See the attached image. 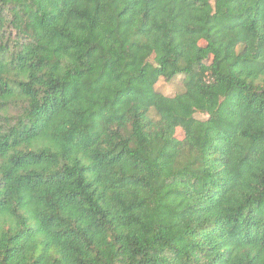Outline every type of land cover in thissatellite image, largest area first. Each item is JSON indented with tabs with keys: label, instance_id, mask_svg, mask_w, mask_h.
Returning <instances> with one entry per match:
<instances>
[{
	"label": "trees",
	"instance_id": "trees-1",
	"mask_svg": "<svg viewBox=\"0 0 264 264\" xmlns=\"http://www.w3.org/2000/svg\"><path fill=\"white\" fill-rule=\"evenodd\" d=\"M0 264H264V0H0Z\"/></svg>",
	"mask_w": 264,
	"mask_h": 264
},
{
	"label": "rangeland",
	"instance_id": "rangeland-1",
	"mask_svg": "<svg viewBox=\"0 0 264 264\" xmlns=\"http://www.w3.org/2000/svg\"><path fill=\"white\" fill-rule=\"evenodd\" d=\"M156 90L164 96H174L184 90V86L182 84V78L176 77L170 82H166L164 80H160L156 85ZM201 118V116H198ZM180 135V130L177 131Z\"/></svg>",
	"mask_w": 264,
	"mask_h": 264
}]
</instances>
